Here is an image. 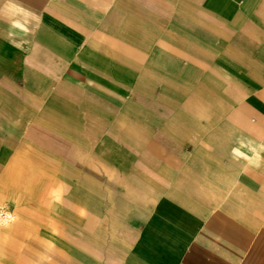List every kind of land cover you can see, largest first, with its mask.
I'll list each match as a JSON object with an SVG mask.
<instances>
[{"label": "crops", "instance_id": "0c3cea01", "mask_svg": "<svg viewBox=\"0 0 264 264\" xmlns=\"http://www.w3.org/2000/svg\"><path fill=\"white\" fill-rule=\"evenodd\" d=\"M21 3L42 23L0 21V264H264V0Z\"/></svg>", "mask_w": 264, "mask_h": 264}, {"label": "clouds", "instance_id": "9594fccd", "mask_svg": "<svg viewBox=\"0 0 264 264\" xmlns=\"http://www.w3.org/2000/svg\"><path fill=\"white\" fill-rule=\"evenodd\" d=\"M0 21H3L9 25L10 30L17 32H23L25 35L31 33V29L34 25L42 23V18L37 15L36 12L27 8L21 3V0H0ZM11 43L12 40H9ZM15 46V44L13 45ZM264 151V145L260 146V151L252 149L253 156L247 157V162L259 167L264 157L261 156V152ZM239 149L233 148L232 155L234 158H238ZM240 157H243V153H239ZM70 191V188L62 181H57L53 187L48 191L49 206L53 204L62 203L63 198ZM81 216L86 215V210L81 208ZM20 217L14 211H7L6 205L0 203V231L12 228ZM51 244V242H49ZM51 248L54 249L55 245L51 244ZM46 261L47 264H52L51 256H45L41 258Z\"/></svg>", "mask_w": 264, "mask_h": 264}, {"label": "built area", "instance_id": "2783aa9c", "mask_svg": "<svg viewBox=\"0 0 264 264\" xmlns=\"http://www.w3.org/2000/svg\"><path fill=\"white\" fill-rule=\"evenodd\" d=\"M8 211V210H7Z\"/></svg>", "mask_w": 264, "mask_h": 264}]
</instances>
